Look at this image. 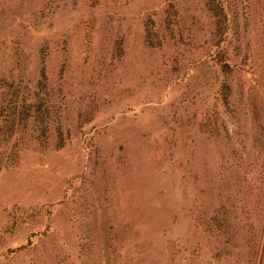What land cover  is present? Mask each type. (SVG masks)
I'll return each instance as SVG.
<instances>
[{
  "label": "rangeland",
  "instance_id": "374dc122",
  "mask_svg": "<svg viewBox=\"0 0 264 264\" xmlns=\"http://www.w3.org/2000/svg\"><path fill=\"white\" fill-rule=\"evenodd\" d=\"M0 264H264V0H0Z\"/></svg>",
  "mask_w": 264,
  "mask_h": 264
},
{
  "label": "trees",
  "instance_id": "16d2710c",
  "mask_svg": "<svg viewBox=\"0 0 264 264\" xmlns=\"http://www.w3.org/2000/svg\"><path fill=\"white\" fill-rule=\"evenodd\" d=\"M30 117V115L29 116H26V118H29ZM26 120V119H25Z\"/></svg>",
  "mask_w": 264,
  "mask_h": 264
}]
</instances>
